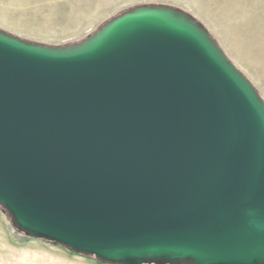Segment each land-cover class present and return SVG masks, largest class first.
<instances>
[{
	"label": "water",
	"instance_id": "obj_1",
	"mask_svg": "<svg viewBox=\"0 0 264 264\" xmlns=\"http://www.w3.org/2000/svg\"><path fill=\"white\" fill-rule=\"evenodd\" d=\"M0 206L109 264H264V103L187 14L78 45L0 31Z\"/></svg>",
	"mask_w": 264,
	"mask_h": 264
},
{
	"label": "rangeland",
	"instance_id": "obj_2",
	"mask_svg": "<svg viewBox=\"0 0 264 264\" xmlns=\"http://www.w3.org/2000/svg\"><path fill=\"white\" fill-rule=\"evenodd\" d=\"M187 14L249 81L264 103V0H0V31L49 47L82 43L138 7ZM0 264H109L18 231L0 206Z\"/></svg>",
	"mask_w": 264,
	"mask_h": 264
}]
</instances>
